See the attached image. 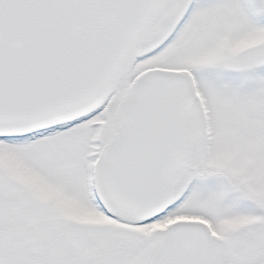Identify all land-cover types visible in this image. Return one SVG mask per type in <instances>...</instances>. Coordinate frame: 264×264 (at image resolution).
<instances>
[{"label":"snow or ice","instance_id":"snow-or-ice-1","mask_svg":"<svg viewBox=\"0 0 264 264\" xmlns=\"http://www.w3.org/2000/svg\"><path fill=\"white\" fill-rule=\"evenodd\" d=\"M0 264H264V0H0Z\"/></svg>","mask_w":264,"mask_h":264}]
</instances>
